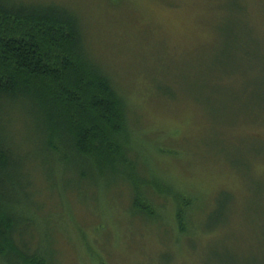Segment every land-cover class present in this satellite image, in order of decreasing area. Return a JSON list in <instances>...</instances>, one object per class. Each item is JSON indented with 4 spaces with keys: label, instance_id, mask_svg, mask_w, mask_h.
<instances>
[{
    "label": "rangeland",
    "instance_id": "obj_1",
    "mask_svg": "<svg viewBox=\"0 0 264 264\" xmlns=\"http://www.w3.org/2000/svg\"><path fill=\"white\" fill-rule=\"evenodd\" d=\"M17 1L81 17L86 52L127 99L141 176L194 203L179 234L176 206L139 216L127 181L26 163L35 209L18 211L31 222L17 247L49 264H264V0ZM5 121L9 148L44 164L35 126Z\"/></svg>",
    "mask_w": 264,
    "mask_h": 264
},
{
    "label": "trees",
    "instance_id": "obj_2",
    "mask_svg": "<svg viewBox=\"0 0 264 264\" xmlns=\"http://www.w3.org/2000/svg\"><path fill=\"white\" fill-rule=\"evenodd\" d=\"M82 29L81 17L60 5L0 0V264H49V253L16 245L21 228L31 222L22 213L35 209L33 177L23 174L26 163L33 169L45 166L57 176L127 181L139 216L161 218L162 199L176 206L177 233L185 234L192 225L193 199L172 192L165 182L142 177L137 169L130 156L127 99L86 52ZM262 61L251 59L249 64ZM18 113L45 140L44 164L39 156L20 158L9 148L8 128L2 123Z\"/></svg>",
    "mask_w": 264,
    "mask_h": 264
}]
</instances>
